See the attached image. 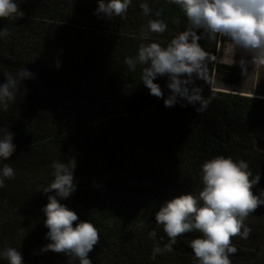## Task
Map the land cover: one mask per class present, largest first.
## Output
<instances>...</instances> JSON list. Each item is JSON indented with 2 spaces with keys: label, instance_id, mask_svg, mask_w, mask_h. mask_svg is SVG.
Returning a JSON list of instances; mask_svg holds the SVG:
<instances>
[{
  "label": "rangeland",
  "instance_id": "obj_1",
  "mask_svg": "<svg viewBox=\"0 0 264 264\" xmlns=\"http://www.w3.org/2000/svg\"><path fill=\"white\" fill-rule=\"evenodd\" d=\"M82 2L90 7H98L97 0ZM132 2H149L152 6L159 4L156 0ZM39 14L22 16L17 13L10 18H0V29L7 27L9 30V35L0 39V82L5 79L3 73H15L21 68L34 74L31 79L18 85L15 99L7 111H0V131L14 133V122L18 121L25 132L18 137L14 135L16 149L12 157L0 161V167L8 164L15 171L14 178H6L4 187L0 188V249L7 246L18 248L24 263L26 258L30 262L32 257H50L56 253L41 250L50 241L45 238L48 230H42L44 227L40 221L47 197L55 194V190L48 193L43 191L53 180V161L68 163L69 168L75 165V190L60 202L76 210L77 201L91 206L92 210L98 211L101 224L106 227L117 222V218L120 220L119 216L125 209L143 214L159 210L164 201L171 199L167 192H174V189L164 188L151 175L160 170H177L181 166V162L175 160L174 148L166 154L164 150L156 152L147 143L133 147L126 143L123 149L125 153L120 157H131L129 163H106L93 146L55 141L75 130L67 124L73 117V112L69 111L72 107L77 108L74 104L81 96L97 88L102 72L114 74L126 66L125 57L134 56L142 43L156 41L165 46L172 38L165 34L153 37L147 31L109 26L102 19L103 14L99 15L98 24L95 25L77 15L67 20L58 19L47 12ZM77 31L83 32V41L71 43L70 38H75ZM219 36L222 40L216 48L214 64L233 68L234 75L232 79L219 84L211 81L210 89L264 98V66L252 64L249 53L234 48L230 38ZM126 39L137 40V43H126ZM65 58L70 66L65 64ZM241 59L246 61V73L242 71ZM54 74L65 78L57 80ZM196 85L201 87L199 83ZM163 87L167 88L166 77ZM123 104L130 113L118 110L102 118L105 120L103 126H109L106 135L110 138L120 115L129 119L151 111L150 98L145 94L130 95ZM37 111L47 112L54 121L44 124ZM98 121L96 123L101 125L102 122ZM245 141L248 142V139ZM133 161L144 166L142 170L145 172L138 171L132 165ZM89 179L91 183L84 182ZM83 195H86L85 199ZM10 196L21 199L11 215L7 210ZM20 202L26 203L28 208L24 206L22 209ZM35 220L38 222L34 225ZM76 223L73 222L74 226ZM139 223L134 222L128 228L138 227ZM244 225L249 229L248 236L231 238V243L237 248L236 253L230 255L232 264H264V205L250 213ZM0 264L8 262L0 258Z\"/></svg>",
  "mask_w": 264,
  "mask_h": 264
},
{
  "label": "trees",
  "instance_id": "obj_2",
  "mask_svg": "<svg viewBox=\"0 0 264 264\" xmlns=\"http://www.w3.org/2000/svg\"><path fill=\"white\" fill-rule=\"evenodd\" d=\"M156 1L159 4L154 6L146 2L151 9L149 14H145L140 6L144 2H132L126 14L112 18L103 16L102 19L109 26L132 31H147L149 20H162L167 25L166 31L163 33L147 31L153 37L165 34L173 38L190 27L187 18L177 5L169 3L168 0ZM16 3L18 13L22 16L47 12L58 19L72 20L77 15L85 22L98 24L99 15L95 14L96 7L93 5L90 7L82 0H16ZM31 12L33 14H30ZM197 31L201 37L198 41L201 47L215 56L216 48L222 38L219 34L210 38L203 30ZM77 32L75 38L71 36V43L83 41V32ZM125 42L137 43V40L126 39ZM64 60L65 64L70 66V62L66 58ZM233 73V68L215 65L214 60L209 61L208 82L196 80V83L201 85V94L210 99L208 107L203 112H199L197 111L199 103L192 105L185 100H180L172 107H166L164 98L151 95L149 89L142 83L141 66H138L135 72L130 71L127 66L114 74L102 72L97 88L88 95L81 96L74 104L77 108L72 107L69 111V113L73 112V117L67 121V124L75 130L55 141L93 146L106 163H129L128 159L131 157L127 155L120 157L125 153L123 149L126 143L132 147L135 144L147 143L156 152L164 150L166 154L174 148L175 160L180 161L181 166L177 170L170 172L160 170L151 175L155 182L164 188L174 189V192L170 190L167 192L171 199L187 192L197 194L202 189L200 166L206 159L216 155L231 156L235 161H246L253 176L260 174L258 184L252 189L253 194L259 195L264 190V98L241 96L211 90L209 87L211 81L219 84L232 79ZM53 76L57 80L65 78L63 75ZM163 81L164 77H160L156 82L161 85L166 97L169 89L163 87ZM134 94L149 96L151 111L141 117L129 119L120 115L121 117L117 118L113 137L110 138L106 135L109 126H103L105 120L102 118L118 110L130 113L124 108L123 102ZM37 115L44 124L54 121L47 112L37 111ZM97 119L100 120L99 123L102 122V126L96 123ZM14 127L15 137L25 134L18 121L14 122ZM246 138L248 142L245 141ZM132 165H135L138 171H144L142 170L144 166H139L136 161H133ZM84 182L91 183V180ZM10 197L11 200L7 205L9 215L18 208L21 200ZM82 197L85 199L86 195ZM77 202L78 209H70L77 213L78 219L89 220L100 229L99 241L89 253L92 264H196L189 241L201 235L197 231L181 234L176 238L173 252L152 258L154 244L159 243L162 247L169 241L163 226L155 221L158 210L143 214L125 209L119 216L120 220L117 218V222L106 227L101 224L97 210L94 211L91 206ZM24 206L28 208L26 203H22V209ZM41 215L40 221L44 227L42 230L47 231L44 226L45 216ZM36 221L34 225L38 222ZM137 221L140 222L138 227L128 228ZM24 264H78V261L70 262V258L61 252L50 257H32L30 262L29 258H26Z\"/></svg>",
  "mask_w": 264,
  "mask_h": 264
},
{
  "label": "clouds",
  "instance_id": "obj_3",
  "mask_svg": "<svg viewBox=\"0 0 264 264\" xmlns=\"http://www.w3.org/2000/svg\"><path fill=\"white\" fill-rule=\"evenodd\" d=\"M168 2L179 7L190 27L176 34L165 46L156 41L140 44L137 53L125 57L124 63L132 72L141 66L142 83L151 95L163 97L166 107L185 100L192 105L199 103L197 111L203 112L210 99L201 94L202 88L195 81L208 82V63L216 57L201 47L197 30H203L210 38L217 34L230 38L234 48L251 55L252 64L264 66V0ZM131 3L132 0H97L95 14H103L107 18L122 16ZM140 6L145 14L151 12L146 2ZM17 13L16 0H0V18H10ZM166 29V23L159 19L149 20L147 25L150 33H163ZM8 35L7 27L0 29V39ZM245 64L246 61L241 59L242 71L246 73ZM3 75L0 111H7L15 99L18 85L34 74L21 68L15 73L5 72ZM160 77H166L169 89L166 97L161 85L156 82ZM13 138V132L0 131V161L12 157L16 149ZM74 167L69 168L68 163L61 160L52 162L53 180L43 191L55 190V194L47 197L48 202L42 208L44 226L48 229L45 238L50 242L41 250L62 252L70 258V262L92 264L89 253L99 241L98 229L89 220H79L74 210L60 202L75 190ZM200 173L203 187L197 194L187 192L166 200L156 212L155 221L163 226L169 241L162 247L159 243L154 244L152 258L173 252L178 236L197 231L201 235L189 241L196 264H232L230 255L236 253L237 248L231 243V238L248 236L245 219L264 205V190L259 195L252 191L260 180V174L253 176L246 161H235L231 156L224 155L206 159L200 166ZM14 176L15 171L10 165L0 167V188L4 187L6 178ZM73 222H77L75 226ZM0 258L7 260L8 264H24L21 252L15 247L0 249Z\"/></svg>",
  "mask_w": 264,
  "mask_h": 264
}]
</instances>
